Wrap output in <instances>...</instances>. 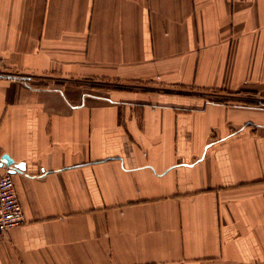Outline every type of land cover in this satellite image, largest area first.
<instances>
[{
	"label": "crops",
	"instance_id": "0c3cea01",
	"mask_svg": "<svg viewBox=\"0 0 264 264\" xmlns=\"http://www.w3.org/2000/svg\"><path fill=\"white\" fill-rule=\"evenodd\" d=\"M0 59V264H264V0H0Z\"/></svg>",
	"mask_w": 264,
	"mask_h": 264
},
{
	"label": "built area",
	"instance_id": "2783aa9c",
	"mask_svg": "<svg viewBox=\"0 0 264 264\" xmlns=\"http://www.w3.org/2000/svg\"><path fill=\"white\" fill-rule=\"evenodd\" d=\"M1 66V59H0ZM0 77L24 80L26 76H19L0 68ZM25 223L24 211L16 190L13 172L0 175V240L6 232Z\"/></svg>",
	"mask_w": 264,
	"mask_h": 264
},
{
	"label": "water",
	"instance_id": "95a60500",
	"mask_svg": "<svg viewBox=\"0 0 264 264\" xmlns=\"http://www.w3.org/2000/svg\"><path fill=\"white\" fill-rule=\"evenodd\" d=\"M5 165L6 167L10 168L11 172H14V170H18V169H24V164H20V165H14V162L12 161V159H10V157L8 155L3 156L0 159V166Z\"/></svg>",
	"mask_w": 264,
	"mask_h": 264
},
{
	"label": "rangeland",
	"instance_id": "374dc122",
	"mask_svg": "<svg viewBox=\"0 0 264 264\" xmlns=\"http://www.w3.org/2000/svg\"><path fill=\"white\" fill-rule=\"evenodd\" d=\"M0 68H2V67L0 66ZM0 79H6V80H11V79H8V78H1V77H0Z\"/></svg>",
	"mask_w": 264,
	"mask_h": 264
}]
</instances>
